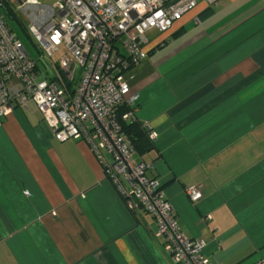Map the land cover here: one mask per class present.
Listing matches in <instances>:
<instances>
[{
    "label": "crops",
    "instance_id": "obj_1",
    "mask_svg": "<svg viewBox=\"0 0 264 264\" xmlns=\"http://www.w3.org/2000/svg\"><path fill=\"white\" fill-rule=\"evenodd\" d=\"M162 34L125 72L136 120L158 132L150 152L132 144L133 159L152 165L180 230L205 241L212 264H255L264 260V0L198 1ZM27 107L0 125V264H172L155 219L128 209L87 143L55 139Z\"/></svg>",
    "mask_w": 264,
    "mask_h": 264
},
{
    "label": "built area",
    "instance_id": "obj_2",
    "mask_svg": "<svg viewBox=\"0 0 264 264\" xmlns=\"http://www.w3.org/2000/svg\"><path fill=\"white\" fill-rule=\"evenodd\" d=\"M198 1L211 7L218 0H55L50 6L0 0V125L4 115L31 101L55 139L84 140L128 209L139 207L155 219V236L172 264L212 263L204 254L205 241L180 230L160 181L148 174L152 165L133 159L121 121L136 119L138 94L125 72L147 58L149 31L167 32ZM5 5L28 13L26 31L37 57L6 23ZM142 125L156 141L158 132ZM184 190L192 201L202 196L197 185Z\"/></svg>",
    "mask_w": 264,
    "mask_h": 264
},
{
    "label": "rangeland",
    "instance_id": "obj_3",
    "mask_svg": "<svg viewBox=\"0 0 264 264\" xmlns=\"http://www.w3.org/2000/svg\"><path fill=\"white\" fill-rule=\"evenodd\" d=\"M39 1L42 4L49 5V6L52 5L55 2V0H39ZM14 5H16V4H14ZM14 5L12 6L13 9H14ZM5 20H6V23L8 24V26L10 28H12L18 34V36L20 37V39L23 41L26 49L28 50V52L31 55L37 57L38 53H37L36 48H35V42L27 34V31H26V27L30 23V17L28 15V13H25L23 11H19V12L15 11L14 12V10H13L12 17H10L9 15H6V19ZM148 35L151 37V39H153V38H156L158 36H162L163 34L160 33V32L158 33L155 30H151V31L148 32ZM163 48H164V50H167V49H169V46L166 45ZM57 58L58 57L56 55H54L52 57V61L53 60H56ZM39 64H40V66L42 68L45 67L43 65V62L42 61H40ZM75 80H76V78H74L73 84L75 83ZM27 105H28V107H27V110L26 111H27V113L29 115H32V117H36V118H39L40 117L41 118V116H40L41 114H40L39 110L36 108V106H35V104L33 102L29 101L27 103ZM138 122L140 123V125H142V122H140V121H138ZM181 134L182 133H180V136H182ZM157 139H158V137H157ZM154 142H156V141H152V144H154ZM148 152H150V150H148Z\"/></svg>",
    "mask_w": 264,
    "mask_h": 264
},
{
    "label": "trees",
    "instance_id": "obj_4",
    "mask_svg": "<svg viewBox=\"0 0 264 264\" xmlns=\"http://www.w3.org/2000/svg\"><path fill=\"white\" fill-rule=\"evenodd\" d=\"M4 15L12 17L13 12L7 5L3 7ZM125 109V108H124ZM123 111V109L121 110ZM121 128L123 132L130 138L132 144L135 146L139 154L150 150L153 146L152 141L148 138L147 129L140 125V123L134 119L131 122L121 121Z\"/></svg>",
    "mask_w": 264,
    "mask_h": 264
}]
</instances>
